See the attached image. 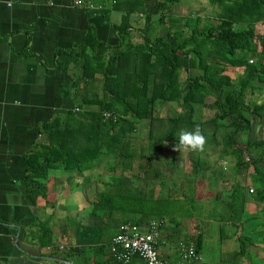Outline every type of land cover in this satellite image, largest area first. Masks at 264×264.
<instances>
[{
	"label": "trees",
	"instance_id": "16d2710c",
	"mask_svg": "<svg viewBox=\"0 0 264 264\" xmlns=\"http://www.w3.org/2000/svg\"><path fill=\"white\" fill-rule=\"evenodd\" d=\"M81 1L99 5L86 10L106 22L112 12L119 14L118 21L110 23L116 43L108 45L87 29L79 43L56 52L66 56L74 71L71 105L41 123L40 139L24 154V179L32 198L43 197L51 170L72 174L99 167L106 172L107 182L88 200L89 213L100 224L76 226L75 243L90 248L99 243L108 259L120 264L103 242L107 230L117 224L115 214L124 215L121 223L140 231L160 220V229L165 221L175 223L198 209L185 190L190 184L203 178L226 182L227 199L217 205L220 220L238 227L231 257L256 263L250 250L255 238L249 234L264 225V138L248 136L250 116L255 123L264 116V99L255 103L247 96L264 90V0H204L210 6L204 15L173 14V6L191 0ZM135 14L142 18L140 26L133 25ZM226 65L241 72L233 79L224 73ZM181 71L185 77L180 80ZM171 102L178 109L157 115L162 104ZM199 108L210 115L201 118ZM197 126L206 137L204 148L212 146L208 155L217 153L211 162L196 152L173 150L180 132ZM185 159L187 172L176 180L169 177L165 196L154 194L157 176L165 171L177 175ZM228 171L242 183L225 179ZM246 194L255 201V211L245 207ZM252 214L258 218L253 230ZM48 232L40 245L50 242ZM258 233L262 241L264 231ZM199 238L188 235L181 245L192 243L199 254Z\"/></svg>",
	"mask_w": 264,
	"mask_h": 264
},
{
	"label": "crops",
	"instance_id": "0c3cea01",
	"mask_svg": "<svg viewBox=\"0 0 264 264\" xmlns=\"http://www.w3.org/2000/svg\"><path fill=\"white\" fill-rule=\"evenodd\" d=\"M74 2L0 0V264H114L106 249L98 248L99 243L91 248L75 243L76 226L100 224L98 217L90 215L88 200L108 179H90L87 174H103L99 167L72 174L51 170L44 182L43 197L32 198L24 179V154L40 139L41 123L49 122L71 105L74 71L66 56L58 57L56 52L79 43L87 29L108 45L116 43L110 23L118 21L117 12H112L106 22ZM166 176L171 177L162 172L155 179L154 194L159 193V197L165 196L169 186ZM225 179L240 182L232 172ZM207 183L222 191L217 189L207 201L194 197L198 209L192 216L177 218L175 223L165 221L158 228L155 246L159 256L177 259L186 236L199 234L197 250L201 259L197 264H249L245 257H231L237 248L238 227L219 218L217 204L226 201L229 184ZM87 185L94 189L91 196L86 192ZM202 202H208L207 206ZM245 205L250 211L256 209L255 201L247 196ZM213 207L216 211L210 210ZM115 216L118 221L107 230L105 247L124 217ZM259 229L264 231V225ZM47 232L50 242L40 245ZM58 245L67 250L58 249ZM263 245L264 239L250 246L262 259L254 264H264V258L255 251L256 246L264 251ZM133 264L143 263L136 259Z\"/></svg>",
	"mask_w": 264,
	"mask_h": 264
},
{
	"label": "rangeland",
	"instance_id": "374dc122",
	"mask_svg": "<svg viewBox=\"0 0 264 264\" xmlns=\"http://www.w3.org/2000/svg\"><path fill=\"white\" fill-rule=\"evenodd\" d=\"M173 14H178V15H185L187 14L188 12H198L199 15H204L205 13H207L210 9V6L208 5V3L204 0H191V1H182L181 3L173 6ZM132 18V22H133V25H138L140 26L142 24V18L139 17L138 15H132L131 16ZM213 22V20H212ZM259 29H261V27L259 26L258 27ZM241 72V69L240 68H234V67H231V66H227L225 67V71L224 73L228 74L230 77H232L233 79L237 76V74H239ZM185 77V72L181 71L180 74H179V79H183ZM250 100L254 101L255 103H259L261 102L263 99H264V90H260V91H256L252 94H248L247 96ZM177 106V104L171 102V103H165V104H162L161 108L159 109L157 113V115H166L168 114V112L170 110H174V109H178L175 108ZM171 112V111H170ZM174 111H172L173 113ZM197 115L200 116L201 118H206L207 116H209V112H207L205 109L203 108H199L197 110ZM168 116H171L170 113ZM250 120H251V124H252V129H250V133H249V136L250 138H259V137H262L264 138V116L261 118V120L258 122V123H255L254 122V119L252 116H250ZM195 121V120H194ZM207 146V145H205ZM211 146V145H210ZM205 147L203 151H199V152H196L197 156L203 158L204 156H206L205 158L207 159V161L211 162V160L213 161L214 158L217 157V153H215V155H208V153L211 151V147ZM168 152H166V154L168 155ZM205 153V154H204ZM165 154V155H166ZM182 158V157H181ZM218 160V159H217ZM178 161H181V159H176V162L178 163ZM186 161V162H185ZM219 161V160H218ZM227 162V161H226ZM186 163V166L184 165L183 168L181 167L177 172V175H174V174H169V173H165V175H168V176H171V179L173 178V180H176L177 179V176H182L181 174H183V169L185 170V172H187V169L189 168V164L187 163V159L184 160V164ZM220 163V162H219ZM221 164V163H220ZM227 164L231 167L232 165L230 163L227 162ZM263 168V164L261 163L260 164ZM227 168V167H225ZM98 170V169H97ZM231 171V170H229ZM228 171V173H229ZM97 173V174H96ZM94 172V171H91V172H88V177L90 179H100V178H106L107 175L105 174L106 172H103V174L99 175L98 172ZM105 174V175H104ZM227 174V173H226ZM106 176V177H105ZM167 178V176H166ZM242 178V177H241ZM167 179H170L169 177ZM209 181V180H208ZM240 183H242V181L240 180ZM87 190L86 192L87 193H90V196L92 195L94 189L92 186H88L87 185ZM217 189L222 191L221 188H218V186L216 185H213L210 184V183H207V180L205 178H203L201 181H196V183H192L188 186V188H185V190L187 192H190V194L197 198V199H200L201 201H207L210 194L212 193H215L217 192ZM219 191V193H220ZM246 196L248 198H251V195H248L246 194ZM207 203L208 202H202V205L204 207L207 206ZM211 211H214V209H210ZM250 218V222H251V226L249 229L253 230L252 228L254 227V224L256 223V220L258 221V218L255 217L254 214H252L251 216H248ZM260 219V218H259ZM187 221V220H186ZM190 222H191V219H190ZM250 230V231H251ZM259 231V227H257L256 229H254L252 231V234H249L251 238H255V240L253 239L252 242L253 243H258L262 238L263 236L259 235L258 233ZM251 233V232H250ZM256 253H258V255H260L261 257L264 258V251L263 250H259V246H256V249H255ZM255 256L256 254L253 253ZM211 256H214V255H211ZM201 258V257H200ZM256 262H259V259L258 257L256 258Z\"/></svg>",
	"mask_w": 264,
	"mask_h": 264
},
{
	"label": "built area",
	"instance_id": "2783aa9c",
	"mask_svg": "<svg viewBox=\"0 0 264 264\" xmlns=\"http://www.w3.org/2000/svg\"><path fill=\"white\" fill-rule=\"evenodd\" d=\"M74 3L87 10L100 7L92 3H83L81 0H75ZM103 115L108 116L107 113ZM250 191L251 189L248 190ZM160 222V220L150 221L146 231H140L128 222L121 223L108 241V251L111 257L120 264H128L133 257L144 264H197L201 258L194 251L192 243L181 245L178 258L175 260H167L159 256L155 245ZM57 248L67 250L63 245H58Z\"/></svg>",
	"mask_w": 264,
	"mask_h": 264
},
{
	"label": "clouds",
	"instance_id": "9594fccd",
	"mask_svg": "<svg viewBox=\"0 0 264 264\" xmlns=\"http://www.w3.org/2000/svg\"><path fill=\"white\" fill-rule=\"evenodd\" d=\"M206 137L202 134L199 126L193 131L182 130L179 134L178 143L174 145L173 150L177 152H199L204 150Z\"/></svg>",
	"mask_w": 264,
	"mask_h": 264
}]
</instances>
